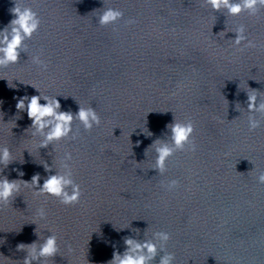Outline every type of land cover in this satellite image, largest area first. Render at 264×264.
<instances>
[{"label":"clouds","instance_id":"obj_1","mask_svg":"<svg viewBox=\"0 0 264 264\" xmlns=\"http://www.w3.org/2000/svg\"><path fill=\"white\" fill-rule=\"evenodd\" d=\"M13 4L14 7L10 9V12L14 18L8 26L0 31V69L7 68L9 65L18 62L21 51L26 48L25 41L30 40L41 25L38 13L31 7L22 6L21 0H13ZM201 5L209 6L213 12H224L230 16H238L242 12L256 15L261 10H264V0H201ZM123 18L124 14L121 10L111 7L104 8L98 15V26L116 25ZM127 23L135 24L136 20L130 18ZM232 32L236 33V36L235 39L230 40L238 49L241 44H244L245 48L257 47L253 40L248 39L246 28L243 25ZM29 59L40 70L47 71L48 64L41 58L40 54L32 55ZM247 96L248 127L249 131H254L264 122V95L252 90L247 93ZM258 96L260 97L259 102L257 101ZM41 99L46 101V103L41 104ZM25 101H27V104H25ZM16 108L20 111H27V115L32 121L30 127L31 135L39 138L38 148H46L50 144L54 145V143L65 139L76 140L78 136L73 132L74 121H79L85 131H91L94 127L101 125L100 115L90 105L83 107L79 104V110L75 114L71 111H61V105L56 96L42 95L40 93V95H33L30 98L27 96L18 98ZM239 108L240 105L237 104V109L239 110ZM257 113L260 114L261 119L257 118ZM167 128L170 130V137L165 140L158 139L151 145L155 153V165L153 168L158 170L160 175H163L167 170V161L177 151L185 150L186 145L188 150L196 151V145L191 139L194 132V124L191 120L177 122L174 119V122L169 124ZM147 134L151 135L150 132ZM139 143L137 141V145ZM71 160V153L66 152L61 162L62 171L55 167L56 174L48 176L44 180L43 186L38 191H34V194L37 196L55 197L61 204L66 206L79 203L82 190L81 186L73 178ZM11 161L9 148L6 146L0 147V165L7 167ZM44 167L46 171L51 170L47 164ZM20 175L22 176L23 173L21 172ZM40 179L39 174L33 175L31 182L9 181L7 177L0 178V205L7 206L14 195L20 192L21 186H32L34 189ZM257 182L264 184V171L259 172ZM163 186L166 190L173 191L179 186V181L174 179ZM36 215L40 220H46L47 218L46 210L43 207L36 210ZM170 239L171 235L165 231L154 232L151 238H145L143 241L125 237V251L123 254L114 252L113 259L108 264H153L157 256L160 257L159 264H175V254L164 250ZM57 240V236L52 233L51 236L43 239V243L19 244L17 249L26 250L28 253L23 264H32L33 261H41V264H45L47 259L54 257L59 252ZM161 252L164 254L160 255Z\"/></svg>","mask_w":264,"mask_h":264}]
</instances>
